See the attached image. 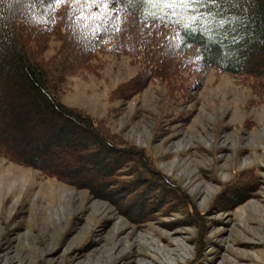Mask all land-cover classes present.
I'll list each match as a JSON object with an SVG mask.
<instances>
[{
	"label": "trees",
	"instance_id": "16d2710c",
	"mask_svg": "<svg viewBox=\"0 0 264 264\" xmlns=\"http://www.w3.org/2000/svg\"><path fill=\"white\" fill-rule=\"evenodd\" d=\"M100 54L141 66L111 100H129L158 80L173 102L184 101L185 82L198 91L211 70L264 100V0H0V157L110 202L133 223L182 211L180 222L201 229L206 215L144 149L105 119L62 103L69 78L101 69ZM260 179L247 169L221 184L212 211L253 198Z\"/></svg>",
	"mask_w": 264,
	"mask_h": 264
},
{
	"label": "rangeland",
	"instance_id": "374dc122",
	"mask_svg": "<svg viewBox=\"0 0 264 264\" xmlns=\"http://www.w3.org/2000/svg\"><path fill=\"white\" fill-rule=\"evenodd\" d=\"M98 62L97 73L69 78L62 103L105 119L144 149L206 215L202 230L180 222L182 211L133 223L110 202L0 157V264H264V100L216 70L198 91L185 82L187 96L178 95L186 102H173L158 80L129 100H111L141 66L117 54ZM182 113L191 115L185 123ZM247 169L261 178L254 197L212 211L221 184Z\"/></svg>",
	"mask_w": 264,
	"mask_h": 264
},
{
	"label": "snow or ice",
	"instance_id": "6c2138e0",
	"mask_svg": "<svg viewBox=\"0 0 264 264\" xmlns=\"http://www.w3.org/2000/svg\"><path fill=\"white\" fill-rule=\"evenodd\" d=\"M63 0H56V3H62ZM74 2H78V0H74ZM155 2L163 3L171 6L174 3H181V2H187V0H155Z\"/></svg>",
	"mask_w": 264,
	"mask_h": 264
}]
</instances>
